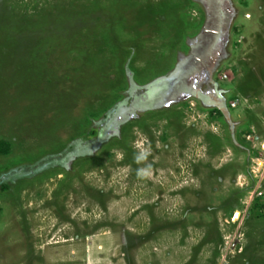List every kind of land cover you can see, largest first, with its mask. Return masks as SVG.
Wrapping results in <instances>:
<instances>
[{
	"label": "rangeland",
	"instance_id": "rangeland-1",
	"mask_svg": "<svg viewBox=\"0 0 264 264\" xmlns=\"http://www.w3.org/2000/svg\"><path fill=\"white\" fill-rule=\"evenodd\" d=\"M0 139V264H264V0H0Z\"/></svg>",
	"mask_w": 264,
	"mask_h": 264
},
{
	"label": "trees",
	"instance_id": "trees-1",
	"mask_svg": "<svg viewBox=\"0 0 264 264\" xmlns=\"http://www.w3.org/2000/svg\"><path fill=\"white\" fill-rule=\"evenodd\" d=\"M108 109L105 111L107 112ZM98 111L97 110H90L88 115H86V117L83 119L84 121L89 122L90 118H97L99 117L98 115ZM210 114H213L214 117H223L224 116V111L221 110L220 108H214V110L210 111ZM90 136L91 135H95L96 131L95 130H91ZM10 151V143L8 141L5 140H1L0 139V155H5L8 154ZM6 187H8L7 185H2L1 189H5ZM264 209V196L262 195H258L255 200L254 203L252 204V206L249 208V210H252V212H256V214L258 216H264V212L262 211Z\"/></svg>",
	"mask_w": 264,
	"mask_h": 264
},
{
	"label": "clouds",
	"instance_id": "clouds-1",
	"mask_svg": "<svg viewBox=\"0 0 264 264\" xmlns=\"http://www.w3.org/2000/svg\"><path fill=\"white\" fill-rule=\"evenodd\" d=\"M141 175H143V174H141Z\"/></svg>",
	"mask_w": 264,
	"mask_h": 264
}]
</instances>
